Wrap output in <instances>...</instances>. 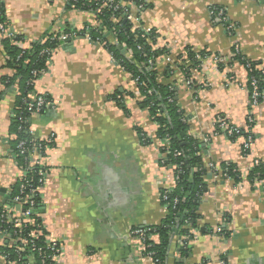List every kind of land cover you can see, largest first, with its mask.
<instances>
[{
  "label": "crops",
  "instance_id": "0c3cea01",
  "mask_svg": "<svg viewBox=\"0 0 264 264\" xmlns=\"http://www.w3.org/2000/svg\"><path fill=\"white\" fill-rule=\"evenodd\" d=\"M142 2L138 24L154 32V49L164 51L156 59L157 81L175 86L177 106L187 117L189 136L201 145L204 162H229L241 174L236 184L209 174L194 230L198 238L189 244L184 264H264V185L248 177L255 160L264 163V96L251 107L246 68L232 60L238 48L264 71V0ZM0 3L18 48L77 34L47 59L34 92L50 105L28 123L32 139L53 137L39 156L46 175L35 215L47 241L62 246L57 264H155L131 232L162 223L167 215L162 192L174 190L175 172L162 162L157 125L142 108L132 76L104 46L80 35L98 26L92 13L75 9L68 0ZM211 8L223 10L225 22L211 16ZM6 38L0 35V204L22 172L13 134L18 87L6 84L15 74L3 47ZM189 53L197 66L190 67ZM181 67H190L188 80ZM249 117L253 143L244 155L243 140H229L216 125L222 119L245 128ZM138 129L151 145L140 144ZM180 242L181 237L171 236L165 264L182 260ZM0 264L6 263L0 258Z\"/></svg>",
  "mask_w": 264,
  "mask_h": 264
},
{
  "label": "trees",
  "instance_id": "16d2710c",
  "mask_svg": "<svg viewBox=\"0 0 264 264\" xmlns=\"http://www.w3.org/2000/svg\"><path fill=\"white\" fill-rule=\"evenodd\" d=\"M102 1V0H100ZM126 2L129 0H117ZM134 5L142 3V0H132ZM69 4L75 9L90 12L95 16L97 27H89V32L92 40L99 39L100 45L104 46L108 52L112 55L115 63H117L123 70L132 76V79H138L136 83L137 92L141 96V106L146 109L152 122L157 125V131L155 134L157 141L168 140L167 149L161 148L160 153L164 155L162 162L169 167L174 168L175 175L178 176V181L173 191L162 192V203L167 207V215L159 226H147L149 231L146 233L145 245L151 244V247L146 249V252L153 253V260H156L159 264H165L169 253L170 238L173 235L178 237H186L191 230H197V222L199 220L198 208L201 203V198L207 189V179L209 171L205 168L206 163L201 157V145L189 136L187 117L183 111L177 106L176 102V90L175 86L170 84H160L157 81L158 73L156 66V59L162 54L163 50L154 49L155 34L153 31L149 41H145L141 38H136L135 35H140L141 32L134 29V25L123 17L122 10L109 11L108 9H102L99 13L96 10L99 6L98 2L83 3L79 1ZM0 9L3 16L0 18V22H6L4 17L3 8L0 3ZM137 12V17H139ZM113 18L120 19L118 23L112 21ZM8 24V23H7ZM140 26V25H139ZM66 33H74L66 32ZM82 36V32H80ZM110 38L114 39V42L109 41ZM14 35L11 38L3 40V47L7 54L10 56L8 65L15 71L13 78L6 81L7 87L17 86L18 96L16 101V108L14 110L13 117V134L15 136V160L19 167L26 168V160L23 156L18 155L16 145L20 141L29 142L31 147L30 135L26 133L28 123L20 122L19 118H26L27 112L23 104V99H28L29 94H35L34 87L29 85V81L32 80V71H46V61L49 56L44 53L46 49L54 50L59 45L57 40L48 38L46 41L33 44L28 49L18 48L14 46ZM121 44H124V49H121ZM138 47H140L138 49ZM123 51V52H122ZM233 61L239 62L245 66L248 74V82L246 89L248 94L251 93L250 81L255 78L258 82L260 93H264V71L257 70L256 64L249 62L240 53L232 50ZM127 53H131L130 57H127ZM153 58L154 65L152 68L147 66V61ZM189 61L194 63L190 67L197 66L194 61V55L189 53ZM156 66V67H155ZM190 67H181L184 70L187 80L190 78ZM187 71V72H186ZM166 77L169 76V71L165 70ZM39 78V77H38ZM37 95V94H35ZM124 95V94H123ZM121 95V96H123ZM131 96V94L127 95ZM117 97V96H116ZM121 98V97H120ZM47 99V97H45ZM120 102V101H119ZM252 125H250L251 127ZM217 133H221L217 130ZM139 136V142L143 146H149L153 142L148 138L140 129L137 130ZM231 141H235L236 138H229ZM37 145L39 143H36ZM174 153H181L180 157H173ZM178 166V169L176 168ZM221 174L220 179L232 181L238 183L241 180V174L238 172L235 165L229 162H222L219 165ZM227 178H225L223 175ZM249 179L255 182L264 181V163H259L252 168L249 172ZM26 178L33 181L36 186L38 175L35 170L28 171ZM264 185V183H263ZM20 182L17 183L12 191L9 201L19 194ZM165 197V199H163ZM39 203V198H36ZM1 212V208H0ZM34 220V227L28 224H24L22 233L18 236L24 237L30 243L28 249L23 253H17L15 246L19 243L14 239L17 238L14 232L17 229L12 225H6L0 223V232H5L8 242L6 247H0V255H5L8 262H15L21 258V264L27 263V258L32 261L33 264H53L52 258L58 256L50 247L48 248L47 242L44 239L45 233L42 230V235L37 239L30 238V233L36 230V225L41 224V220L34 214L31 216ZM10 236V238L8 237ZM155 237L154 240L151 238ZM157 239V240H156ZM157 241V242H156ZM34 246L35 251H32ZM37 249H40L38 252ZM32 251V252H31ZM181 261H177L174 264H184V259L189 256L190 247L183 241V246L178 249ZM23 258V259H22ZM26 258V259H24ZM19 264V263H18Z\"/></svg>",
  "mask_w": 264,
  "mask_h": 264
},
{
  "label": "built area",
  "instance_id": "2783aa9c",
  "mask_svg": "<svg viewBox=\"0 0 264 264\" xmlns=\"http://www.w3.org/2000/svg\"><path fill=\"white\" fill-rule=\"evenodd\" d=\"M68 1H71L73 4L78 2V0H68ZM81 1H83V3L85 4L91 3L93 1L94 2L99 1V6L96 10V13H99V14L101 13L100 11L102 9H108L109 11H112V12L117 11L119 9L122 10V13H123L122 15L126 19V21H129L130 23H132L134 25V29L136 30L138 29L137 31L141 32L140 35H135L136 38L139 37L141 39H144L145 41H149V39L151 38V34H152L151 30L143 28L142 26H139L138 17L136 15L137 13L134 14L131 12L132 6H134L133 8H135L137 12L141 11L144 7L143 2L139 3L136 6L133 4L132 0H129L126 2H122V1L118 2L117 0H102V1L100 0H81ZM210 14L217 20L221 22H225V15H224L223 10L211 8ZM2 16L3 14L0 9V18ZM119 20L120 19H116V18L112 19L114 23H118ZM226 27H227V30L232 29L231 26L227 25ZM88 29L89 27L85 28L82 31V37L93 44L100 45L101 43L99 42L98 38H96L95 41L92 40V37ZM0 35L4 37H9V38L13 37V34L9 32V26L6 22H0ZM76 36L77 34L75 32L71 34L64 33L60 35L59 38L57 39L52 38V39H56L57 42L61 45V44L66 43L70 39H74ZM120 47L121 49H124L125 46L124 44H121ZM139 48L140 47H138V49ZM51 52H52L51 50L46 49L44 53H46L49 56L51 55ZM235 52L239 53L238 48H235ZM130 54L127 53L126 55L131 57ZM111 59L113 60V62H115L112 55H111ZM197 59H199V57ZM165 60L167 63L171 64V61L168 57H165ZM153 65H154V60L153 58H151L147 61V66L149 68H152ZM257 70H260V69L257 68ZM45 72H46L45 70L32 71L31 72L32 80L29 81V85L34 87L38 77L43 75ZM137 81L138 79L134 80L135 84L137 83ZM190 85H191L190 81H187V86H190ZM250 87H251V93H249L250 105L251 107H255L263 99L264 93H262L261 95L260 89L258 87V82L255 78L251 79ZM117 99L121 102L120 96H117ZM23 104H24V107L26 108L25 110L28 116L26 118H19V121L21 123L22 122L29 123V120L33 115L41 113L45 107L50 105V101L48 99H45V97L41 95L29 94L28 99H23ZM246 125L247 126L245 128H236L234 126L228 125L226 121L219 119L216 125V129L219 130L221 133H223L227 138L234 137L236 138V140L242 139L243 140L242 145H241L242 153L244 155H247L253 143V135L251 134V127H250V125H252V119L250 117L247 119ZM26 133L30 135L31 143H32L31 147H29L30 143L27 141H20L16 145V150L18 151V155L23 156L24 159L26 160V168L23 169L22 167H20L22 172H21L20 180H19L20 181L19 194L13 197L11 201L7 202L1 208V212H0V223L6 224V225L8 224L12 225L13 228L17 229V231L14 232V235L17 237L14 240L19 243L18 246L14 247L17 253H23L24 251H26V248L28 249L30 243H32V242H28L27 239H25L24 237L18 238V236L22 233L24 224H28L34 227V220L31 218V216L36 214L41 208V204L36 201V198L38 196L39 189L44 184L45 175H46L45 170L39 161V156L45 151L46 148H48L47 146L48 145L51 146L53 142V137H50L46 142L41 141V140L36 141L32 139V136H31L32 133L29 130V126L28 128H26ZM204 140L208 141L207 138H205ZM158 142L161 145V148L167 149L168 140L165 139V140L158 141ZM36 143H39V144L37 145ZM180 156H181V153H174L173 155V157L175 158L180 157ZM258 163L259 161L255 160L253 163V167L256 166ZM205 166H206L205 168L209 171L210 175L213 176L215 179L220 177L219 174H221V171H220L218 164L210 161ZM176 168L178 169V166H176ZM35 169L38 175L36 186L31 179L26 178L28 171L35 170ZM177 181H178V176L175 175V182L177 183ZM163 199H165V197H163ZM42 230H43L42 223L39 225H36V230L32 231L29 237L33 239H37L38 237L42 235ZM148 231H149L148 228L143 227L140 229H135L131 232V235L134 238H136L141 245H143L144 250L151 247V244L145 245V241L147 237L146 233ZM8 237L10 238V236ZM197 238H198L197 232L194 230H191L190 233L186 237H181V242H180L181 247L183 246V241H185L186 244L189 245L193 241L197 240ZM44 239L47 242L48 248L51 246L50 248L54 250L56 254H58V256H55L54 258H52V262H54L53 264H57V260L60 257L61 252H62V248H61L62 246L58 242H48L46 236H44ZM151 239L154 240L153 237ZM0 241H1V247H6V242H8V239L4 231L0 232ZM31 247H32V251H35L34 246L32 245ZM37 250L38 252L40 251V249H37ZM145 257L153 260V253L145 251ZM0 258L6 264H18V263L21 264V261H20L21 258H19V260L15 262H8L5 255H0ZM153 262L155 264H159L157 263L156 260H153ZM26 264H33V262L29 261L27 258Z\"/></svg>",
  "mask_w": 264,
  "mask_h": 264
},
{
  "label": "water",
  "instance_id": "95a60500",
  "mask_svg": "<svg viewBox=\"0 0 264 264\" xmlns=\"http://www.w3.org/2000/svg\"><path fill=\"white\" fill-rule=\"evenodd\" d=\"M68 44H70V42H68L67 41V44L66 45H64V47H66ZM3 196V195H2ZM4 197V200L2 201V203L0 204V208H2L6 203H7V201L8 200H6L7 198L9 199V197L8 196H3Z\"/></svg>",
  "mask_w": 264,
  "mask_h": 264
}]
</instances>
